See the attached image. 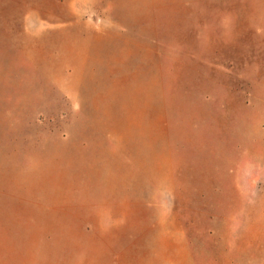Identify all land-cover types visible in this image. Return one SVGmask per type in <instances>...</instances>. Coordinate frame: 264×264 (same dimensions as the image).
<instances>
[{"label": "rangeland", "instance_id": "1", "mask_svg": "<svg viewBox=\"0 0 264 264\" xmlns=\"http://www.w3.org/2000/svg\"><path fill=\"white\" fill-rule=\"evenodd\" d=\"M0 264H264V0H0Z\"/></svg>", "mask_w": 264, "mask_h": 264}]
</instances>
